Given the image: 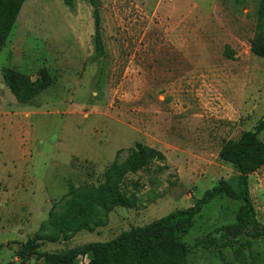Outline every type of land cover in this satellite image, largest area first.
Segmentation results:
<instances>
[{
  "label": "rangeland",
  "instance_id": "rangeland-1",
  "mask_svg": "<svg viewBox=\"0 0 264 264\" xmlns=\"http://www.w3.org/2000/svg\"><path fill=\"white\" fill-rule=\"evenodd\" d=\"M100 2L105 58L95 52L88 0L73 8L63 0H26L0 56V264H45L23 263L16 253L64 204L70 186L103 183L118 157L123 163L138 144L166 158L129 176L142 206L116 209L93 234L40 243V252L111 241L193 207L222 180L235 186L237 173L219 152L264 116V59L250 49L258 0ZM4 69L33 81L45 69L53 85L18 102ZM249 183L264 225V168ZM238 207L218 200L204 210L187 240L188 264H264V240L220 247V227Z\"/></svg>",
  "mask_w": 264,
  "mask_h": 264
},
{
  "label": "trees",
  "instance_id": "trees-1",
  "mask_svg": "<svg viewBox=\"0 0 264 264\" xmlns=\"http://www.w3.org/2000/svg\"><path fill=\"white\" fill-rule=\"evenodd\" d=\"M88 1L94 13L95 52L99 58H105L101 2ZM25 2L0 0V56ZM63 2L69 8L75 4V0ZM256 21V33L250 41V49L254 56L264 59V0L257 2ZM226 54L233 59V52L227 51ZM2 73L5 85L22 103L33 101L53 85V79L45 69L40 71L37 81L11 69H4ZM263 133L264 116L253 131L223 144L219 159L236 171L235 186L222 180L196 200L193 207L177 210L148 226L132 228L111 241L85 244L63 253L40 252V243L68 242L82 233L93 234L109 224L110 215L116 209L137 210L142 206L139 184L133 183L134 190L131 189L127 184L128 178L166 158L161 152L138 144L129 150V156L123 163L118 157L106 171L103 183L98 186H70L68 199L51 211L33 241L21 245L17 258L23 263L37 260L45 264H188L191 247L187 240L204 210L218 200L239 204L234 219L220 227V247L231 248L240 239H247V245L253 246L255 242L264 240V225L258 220L249 183L250 176L264 168ZM208 241L210 234L196 239L195 243L199 246ZM2 249L3 245H0V254Z\"/></svg>",
  "mask_w": 264,
  "mask_h": 264
}]
</instances>
